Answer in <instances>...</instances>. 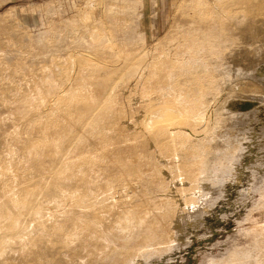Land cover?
Masks as SVG:
<instances>
[{
  "label": "rangeland",
  "instance_id": "rangeland-1",
  "mask_svg": "<svg viewBox=\"0 0 264 264\" xmlns=\"http://www.w3.org/2000/svg\"><path fill=\"white\" fill-rule=\"evenodd\" d=\"M238 1L0 0V264H264Z\"/></svg>",
  "mask_w": 264,
  "mask_h": 264
},
{
  "label": "bare ground",
  "instance_id": "bare-ground-1",
  "mask_svg": "<svg viewBox=\"0 0 264 264\" xmlns=\"http://www.w3.org/2000/svg\"><path fill=\"white\" fill-rule=\"evenodd\" d=\"M238 7L244 8L249 17L248 21L236 26V37L226 48V52L231 53L230 59L235 61L239 60L248 51L247 49L257 52L264 47V0H239ZM238 89L252 95L261 93V90L251 83L240 85ZM240 105L242 106V104ZM223 107H226L228 111L232 110L230 104H222L221 108ZM176 117L174 110L160 107L150 114L146 127L152 130L161 123L170 126Z\"/></svg>",
  "mask_w": 264,
  "mask_h": 264
},
{
  "label": "clouds",
  "instance_id": "clouds-1",
  "mask_svg": "<svg viewBox=\"0 0 264 264\" xmlns=\"http://www.w3.org/2000/svg\"><path fill=\"white\" fill-rule=\"evenodd\" d=\"M254 260H255V257H253L251 254H249V257H248L249 264H253Z\"/></svg>",
  "mask_w": 264,
  "mask_h": 264
}]
</instances>
